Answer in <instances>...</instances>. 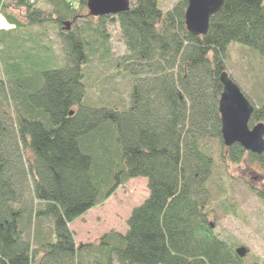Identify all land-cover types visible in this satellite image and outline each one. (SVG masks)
<instances>
[{
  "label": "trees",
  "instance_id": "trees-1",
  "mask_svg": "<svg viewBox=\"0 0 264 264\" xmlns=\"http://www.w3.org/2000/svg\"><path fill=\"white\" fill-rule=\"evenodd\" d=\"M36 1L13 0L24 22L0 8L13 25L0 31V264H238L207 221L214 161L205 139H221L218 77L228 45L264 60V0H224L200 36L185 29L187 0L164 14L157 0H129L128 11L82 23L76 10L87 0H41L54 19ZM67 19L74 26L57 32V67L43 33L28 30ZM110 23L128 52L113 63L131 82L130 105L120 112L85 100L87 67L110 61ZM250 121L264 123V96ZM23 149L33 156L27 163ZM245 155L264 173V152L233 144L225 158ZM135 177L146 178L148 195L131 210L126 232L75 246L68 224ZM28 178L41 209L13 208ZM257 193L264 200V190ZM39 218L52 227L38 231L33 247L24 233Z\"/></svg>",
  "mask_w": 264,
  "mask_h": 264
},
{
  "label": "rangeland",
  "instance_id": "rangeland-1",
  "mask_svg": "<svg viewBox=\"0 0 264 264\" xmlns=\"http://www.w3.org/2000/svg\"><path fill=\"white\" fill-rule=\"evenodd\" d=\"M177 0H157L158 6L164 14ZM36 6L47 15H52V7L41 0ZM6 5V11L23 20L24 9L18 7L13 0H0V8ZM77 23L88 18L87 8L77 9ZM6 19L0 9V21ZM0 22V31H7L13 27H3ZM74 26V21L67 19L58 26L53 21L43 23L42 26L31 27L28 33L41 34V43L50 46V53L55 58V66L63 63V52L57 32H65ZM3 24H5L3 22ZM109 34L110 57L109 62L94 60L86 70L85 100L94 107L106 106L116 112L123 111L130 105L129 93L131 82L122 71L116 72L113 63L128 54L121 39L117 23L106 25ZM1 49V46H0ZM122 69V68H121ZM224 71L234 80L246 98L258 107L264 96V60L254 50L230 43L224 59ZM1 77V73H0ZM10 111L8 107H5ZM256 123L249 121L251 129ZM208 154L214 161V168L208 182V205L205 208L207 221L214 233L223 240L234 252L238 247L246 251L238 264H264V200L257 191L264 190V173L260 165L245 155L238 162H230L225 158L229 147L223 144L222 139H205ZM246 153H251L245 150ZM26 163L33 159L32 154L23 149ZM19 200L13 204L18 209L26 206L34 211L43 208V204L35 199L31 178L24 181L17 192ZM148 195L147 180L145 177H135L125 181L100 205L89 209L86 213L68 224L74 233L75 246L92 244L97 245L99 239L106 233L114 231L124 234L127 230L126 220L133 209ZM52 227L49 218H39L26 227L33 247L37 243L38 231L46 233ZM38 228L37 232L36 229Z\"/></svg>",
  "mask_w": 264,
  "mask_h": 264
},
{
  "label": "water",
  "instance_id": "water-1",
  "mask_svg": "<svg viewBox=\"0 0 264 264\" xmlns=\"http://www.w3.org/2000/svg\"><path fill=\"white\" fill-rule=\"evenodd\" d=\"M224 0H187L184 10V26L192 36L205 35L209 20L218 13ZM88 15L93 17L115 15L130 9L129 0H87ZM68 30V22H64ZM222 91L218 99L220 136L227 147L238 144L244 150L260 155L264 152V123L257 122L251 129L248 123L254 110L253 104L242 93L238 85L222 70L219 73ZM243 247L235 249L242 257Z\"/></svg>",
  "mask_w": 264,
  "mask_h": 264
},
{
  "label": "bare ground",
  "instance_id": "bare-ground-1",
  "mask_svg": "<svg viewBox=\"0 0 264 264\" xmlns=\"http://www.w3.org/2000/svg\"><path fill=\"white\" fill-rule=\"evenodd\" d=\"M1 22V21H0ZM1 26H3V27H7V25L6 24H3V22H1ZM253 154V153H252ZM257 155V154H256Z\"/></svg>",
  "mask_w": 264,
  "mask_h": 264
}]
</instances>
